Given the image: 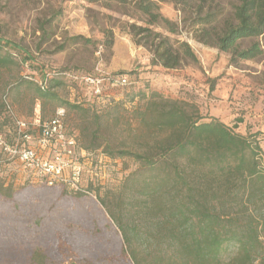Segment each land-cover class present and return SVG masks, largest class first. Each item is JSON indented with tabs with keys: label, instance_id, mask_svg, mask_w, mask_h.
<instances>
[{
	"label": "rangeland",
	"instance_id": "rangeland-1",
	"mask_svg": "<svg viewBox=\"0 0 264 264\" xmlns=\"http://www.w3.org/2000/svg\"><path fill=\"white\" fill-rule=\"evenodd\" d=\"M135 1L0 0V39L13 46L8 52L15 62L0 67V136L12 140L17 120H47L64 107V128L76 142L73 162L80 172L76 190L48 187L0 151V187L11 193L0 195V264H32L36 249L47 264H132V251L139 253L142 264H167L171 242L159 227V208L139 189L150 172L122 156L143 154L163 138L144 132L133 112L145 108L150 93L182 104L202 122L215 120L246 137L264 163V36L238 41V50L258 44L262 53L234 61L231 53L206 44L208 39L203 42L201 31L221 32L240 0H151L174 24L175 33L151 28L186 42L195 55L196 62L183 60L176 70L152 64L144 37L134 38L141 41L137 45L128 33L131 24L146 26ZM211 15L216 21L210 26L196 24ZM44 21H51L46 40L39 29ZM108 33L111 47L106 46ZM76 36L90 43L66 42ZM64 43L63 51L52 52ZM25 56L30 59L21 64ZM96 67L112 77L126 74L130 85L106 86L94 97L83 83L65 76L92 74ZM44 74L60 82L49 86L58 99L82 105L87 113L62 106L58 99L41 98L36 86ZM112 91H117L115 98ZM109 215L127 225L130 247L123 245ZM156 235L159 239L151 238Z\"/></svg>",
	"mask_w": 264,
	"mask_h": 264
},
{
	"label": "trees",
	"instance_id": "trees-1",
	"mask_svg": "<svg viewBox=\"0 0 264 264\" xmlns=\"http://www.w3.org/2000/svg\"><path fill=\"white\" fill-rule=\"evenodd\" d=\"M134 8L144 18L146 26L131 24L128 33L133 39L144 37L152 52V64L176 70L183 60L196 62L186 42L172 40L151 28L175 33L174 24L160 14L153 1L136 0ZM215 18V15L205 16L196 24L210 26ZM50 24L51 21H44L39 25L42 40L48 39ZM201 28L203 42L208 39L206 44L212 43L219 51L231 53L234 61L254 59L262 53L259 45L238 50L237 42L264 36V0H240L233 18L225 22L221 32ZM111 38L108 33L107 47L112 46ZM78 41L90 43L80 36L66 40ZM65 46L66 43L52 52H61ZM11 47L0 39V67L15 64L8 52ZM3 48H7V53H1ZM29 59L25 56L20 62L27 64ZM116 76L127 77L123 73ZM51 82L60 83L50 78L44 90L37 83V94L41 98L58 99L49 88ZM58 100L62 106L87 113L82 105ZM133 112L139 125L145 127L144 132L163 136L156 139V147L143 154L123 152L122 156L133 158L140 169L150 172L139 189L146 200L155 202L159 208L160 215H156L159 227L171 242L166 253L167 264H224L226 259L230 264H264V163L259 162L258 148L223 124L215 120L202 122L201 117L190 115L182 104L156 93H150L145 108ZM158 171L160 175L156 174ZM0 195L11 197L2 187ZM109 216L123 245L130 247L132 240L127 225L114 215ZM151 238L159 239V235ZM129 258L132 264H142L137 251L130 252ZM31 260L32 264H47V257L38 249L33 251ZM68 264L88 263L70 261Z\"/></svg>",
	"mask_w": 264,
	"mask_h": 264
},
{
	"label": "built area",
	"instance_id": "built-area-1",
	"mask_svg": "<svg viewBox=\"0 0 264 264\" xmlns=\"http://www.w3.org/2000/svg\"><path fill=\"white\" fill-rule=\"evenodd\" d=\"M65 76L74 83H83L94 97L100 96L106 86L124 88L130 85L127 77L106 75L98 67L91 75L70 73ZM52 77L47 74L38 83L41 90L47 87V80ZM63 117L64 110L60 109L47 120L37 118L31 123L17 120V131L12 140L0 136V151L6 158L19 161L42 184L48 187L66 185L76 190L80 175L73 162L76 142L66 135Z\"/></svg>",
	"mask_w": 264,
	"mask_h": 264
},
{
	"label": "crops",
	"instance_id": "crops-1",
	"mask_svg": "<svg viewBox=\"0 0 264 264\" xmlns=\"http://www.w3.org/2000/svg\"><path fill=\"white\" fill-rule=\"evenodd\" d=\"M111 93H112V95H114L113 98H115V96H116V94H117V91H112ZM112 95H111V96H112Z\"/></svg>",
	"mask_w": 264,
	"mask_h": 264
}]
</instances>
